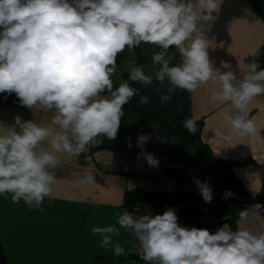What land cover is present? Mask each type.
Listing matches in <instances>:
<instances>
[{
	"label": "clouds",
	"instance_id": "1",
	"mask_svg": "<svg viewBox=\"0 0 264 264\" xmlns=\"http://www.w3.org/2000/svg\"><path fill=\"white\" fill-rule=\"evenodd\" d=\"M219 7V0H0V93H15L29 109L54 112L48 125L16 116L14 125L0 126V196L43 210L44 199L58 183L53 170L61 162L59 153L78 157L100 145L102 137L116 139L124 105L139 93L130 81L145 86L167 81L162 102L177 89L191 93L211 83V101L234 109L221 112L225 130L216 131L215 139L224 146L236 137L264 141L248 115L252 101L264 96V69L253 60L237 77L229 62L221 61L217 68L209 58L206 33ZM142 43L160 49L151 55L150 71L130 62L128 78L114 88L118 55ZM172 46L180 61L170 66L166 57ZM148 100L140 95L139 105ZM182 124L196 133L195 118ZM125 139L131 149V138ZM149 139L138 135V158L154 167L158 159L143 151ZM193 182L205 202H211L208 182ZM80 183L95 186V177L88 175ZM232 195L225 192L224 198ZM262 212L264 206L252 205L238 213L250 228L231 230L225 224L215 233L180 226L172 208L162 214L124 211L116 216L119 226L132 232L138 254L148 264H264V224L254 221ZM91 232L100 235L101 248L125 255L121 244H113L117 227H93Z\"/></svg>",
	"mask_w": 264,
	"mask_h": 264
},
{
	"label": "crops",
	"instance_id": "2",
	"mask_svg": "<svg viewBox=\"0 0 264 264\" xmlns=\"http://www.w3.org/2000/svg\"><path fill=\"white\" fill-rule=\"evenodd\" d=\"M219 2V11L213 14L216 19L206 33L211 41L209 58L217 68L221 67V61L229 62L234 74L242 77L247 71L246 65L255 60L252 53L264 45V15L250 0ZM157 49L156 45L142 43L120 53L118 75L112 78L114 84L126 80L128 63H136L139 55L144 59V70L150 71L151 55ZM179 61L174 47L170 66ZM227 70L221 68L222 72ZM154 87H160L161 92L153 91ZM136 88L139 93L133 98L140 111L124 107L125 114L115 140L102 137L100 145L89 147L78 157L58 154L61 162L53 170L58 183L53 194L44 199L43 210L29 208L22 200L15 204L10 195L0 196V264H148L140 258L139 244L132 232L117 223L118 212L150 211L155 215L172 208L180 226L198 228L196 217L184 213L189 208L187 201L194 192V182L188 174L190 167L178 155V127H184L182 121L188 118L202 121L200 137L214 158L236 163L232 171L251 197L264 192V141L236 137L232 144L224 146L215 139L216 131L225 130L221 112L234 109L230 104L211 101V83L191 93L177 89L167 102L160 100V95L167 93V81L160 85L154 80L152 86L137 83ZM140 95L149 97L144 106L139 105ZM53 115L54 112L40 106L33 109L22 106L15 93H0V126L14 125L16 116L23 121L48 125ZM248 115L254 118L264 139V96L252 101ZM140 134L150 135L143 151L158 159L157 166H149L142 156L138 158L142 151L137 146ZM126 137L131 138V149ZM207 164V159L200 157L202 171ZM88 175L95 177V186L80 183ZM211 189L210 209L215 231L225 224L231 230L250 228L240 221L238 213L255 203L242 193L232 192V196L224 198L221 188ZM136 190L168 191L182 198L173 204L135 206L128 210L124 206L125 192ZM254 221L264 224V212L255 216ZM109 225L119 229V234L113 236V244H121L125 255L117 257L111 248H101L100 235L91 232L93 227Z\"/></svg>",
	"mask_w": 264,
	"mask_h": 264
},
{
	"label": "trees",
	"instance_id": "3",
	"mask_svg": "<svg viewBox=\"0 0 264 264\" xmlns=\"http://www.w3.org/2000/svg\"><path fill=\"white\" fill-rule=\"evenodd\" d=\"M257 10L261 13L259 4L255 0H250ZM264 15V14H262ZM255 60L259 62L260 69H264V45H262L257 51ZM144 59L141 55L138 56L137 66H143ZM259 70V69H258ZM129 75V74H128ZM128 78V76H127ZM126 78V79H127ZM119 84H114V88L118 87ZM130 85L133 87L137 86L136 82L130 81ZM124 107L140 111L136 106L134 98H132L128 104ZM197 131L195 134H190L184 127H178V140H179V151L180 155L190 167L194 156L204 157L207 159L208 164L206 172L201 171L205 177V181L208 182L210 187H217L223 190V193L230 191L242 193L246 197L250 198L255 204L264 206V192L259 193L256 196L251 197L243 186L239 178L233 173L232 167L236 164L233 161L216 159L211 155V152L206 144L201 140V128L202 121H196ZM247 161L243 162L246 163ZM181 195H176L168 191H156L147 192L142 190L126 191L124 196V206L131 210L135 206L143 205H168L177 203L181 200ZM185 215L192 213L195 217L197 212L193 208L185 209Z\"/></svg>",
	"mask_w": 264,
	"mask_h": 264
},
{
	"label": "built area",
	"instance_id": "4",
	"mask_svg": "<svg viewBox=\"0 0 264 264\" xmlns=\"http://www.w3.org/2000/svg\"><path fill=\"white\" fill-rule=\"evenodd\" d=\"M174 47H170L169 49V55L166 58H172ZM160 51V49H157V52ZM201 165H200V157L194 156L192 160V164L189 168V177L194 181V179H198L201 182H205V177L201 173ZM202 176L201 179L199 177ZM211 202H205L203 199L200 190L198 189L197 185L194 183V192L192 196L188 199L187 205L189 208H193L196 210V223L198 228L201 229H208L210 233H215V223L213 220V216L211 213L210 205Z\"/></svg>",
	"mask_w": 264,
	"mask_h": 264
},
{
	"label": "rangeland",
	"instance_id": "5",
	"mask_svg": "<svg viewBox=\"0 0 264 264\" xmlns=\"http://www.w3.org/2000/svg\"><path fill=\"white\" fill-rule=\"evenodd\" d=\"M259 4V8L262 14H264V0H255Z\"/></svg>",
	"mask_w": 264,
	"mask_h": 264
},
{
	"label": "water",
	"instance_id": "6",
	"mask_svg": "<svg viewBox=\"0 0 264 264\" xmlns=\"http://www.w3.org/2000/svg\"><path fill=\"white\" fill-rule=\"evenodd\" d=\"M205 172H206V171H204V173H205ZM201 178H202V176L199 177V179H201Z\"/></svg>",
	"mask_w": 264,
	"mask_h": 264
}]
</instances>
